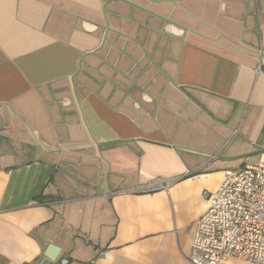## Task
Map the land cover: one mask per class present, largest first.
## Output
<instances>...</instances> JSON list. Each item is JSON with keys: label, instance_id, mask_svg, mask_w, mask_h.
<instances>
[{"label": "crops", "instance_id": "0c3cea01", "mask_svg": "<svg viewBox=\"0 0 264 264\" xmlns=\"http://www.w3.org/2000/svg\"><path fill=\"white\" fill-rule=\"evenodd\" d=\"M260 48L264 0H0V264H192L264 158Z\"/></svg>", "mask_w": 264, "mask_h": 264}, {"label": "built area", "instance_id": "2783aa9c", "mask_svg": "<svg viewBox=\"0 0 264 264\" xmlns=\"http://www.w3.org/2000/svg\"><path fill=\"white\" fill-rule=\"evenodd\" d=\"M262 64L264 55L260 48L256 73L261 72ZM171 183V179L150 181L135 191L166 189ZM205 198L207 209L197 220L189 261L218 264L233 256L248 264H264V158L225 170L219 187ZM48 264H68V259Z\"/></svg>", "mask_w": 264, "mask_h": 264}, {"label": "water", "instance_id": "95a60500", "mask_svg": "<svg viewBox=\"0 0 264 264\" xmlns=\"http://www.w3.org/2000/svg\"><path fill=\"white\" fill-rule=\"evenodd\" d=\"M58 247L51 245L48 249V252L46 253V257L48 258L49 261H54L56 259V251H57Z\"/></svg>", "mask_w": 264, "mask_h": 264}, {"label": "trees", "instance_id": "16d2710c", "mask_svg": "<svg viewBox=\"0 0 264 264\" xmlns=\"http://www.w3.org/2000/svg\"><path fill=\"white\" fill-rule=\"evenodd\" d=\"M41 196V195H40ZM40 196H38L37 198H40Z\"/></svg>", "mask_w": 264, "mask_h": 264}]
</instances>
